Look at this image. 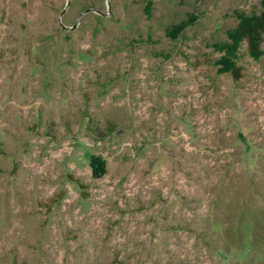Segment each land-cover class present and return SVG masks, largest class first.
<instances>
[{"label":"rangeland","instance_id":"374dc122","mask_svg":"<svg viewBox=\"0 0 264 264\" xmlns=\"http://www.w3.org/2000/svg\"><path fill=\"white\" fill-rule=\"evenodd\" d=\"M262 1L0 0V264H264Z\"/></svg>","mask_w":264,"mask_h":264},{"label":"trees","instance_id":"16d2710c","mask_svg":"<svg viewBox=\"0 0 264 264\" xmlns=\"http://www.w3.org/2000/svg\"><path fill=\"white\" fill-rule=\"evenodd\" d=\"M146 10L151 11L152 0H146ZM262 13L251 15H240L237 27L229 34L230 42L218 45L219 51L224 52L219 64L239 80L242 78L241 68L236 64V58L241 44H247L251 56L257 58L262 52L264 41V0L262 1ZM185 24L172 26L167 30V34L173 37L178 36L185 28Z\"/></svg>","mask_w":264,"mask_h":264}]
</instances>
